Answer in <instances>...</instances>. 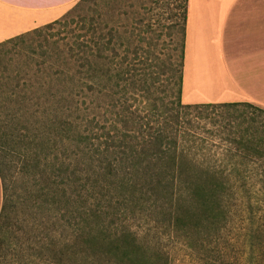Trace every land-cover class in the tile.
<instances>
[{
	"label": "trees",
	"instance_id": "trees-1",
	"mask_svg": "<svg viewBox=\"0 0 264 264\" xmlns=\"http://www.w3.org/2000/svg\"><path fill=\"white\" fill-rule=\"evenodd\" d=\"M188 4L161 1L172 46L163 40L156 70L153 6L142 4L150 16L141 25L134 1L116 20L110 0H80L63 17L0 42V260L19 247L10 222L19 207L17 218L40 236L33 256L25 251L17 264H172L159 240L133 227L144 213L200 264H264L262 237L246 243L248 258L233 261L218 242L231 179L264 170V108L222 103L250 110L234 117L219 165L198 163L175 129L152 122L153 110L178 118L176 101L200 104L180 103ZM157 80L160 95L140 105Z\"/></svg>",
	"mask_w": 264,
	"mask_h": 264
},
{
	"label": "crops",
	"instance_id": "crops-1",
	"mask_svg": "<svg viewBox=\"0 0 264 264\" xmlns=\"http://www.w3.org/2000/svg\"><path fill=\"white\" fill-rule=\"evenodd\" d=\"M79 0H0V42L62 17ZM182 97L264 108V0H189ZM3 188L0 178V211Z\"/></svg>",
	"mask_w": 264,
	"mask_h": 264
},
{
	"label": "rangeland",
	"instance_id": "rangeland-1",
	"mask_svg": "<svg viewBox=\"0 0 264 264\" xmlns=\"http://www.w3.org/2000/svg\"><path fill=\"white\" fill-rule=\"evenodd\" d=\"M132 1L136 3V6L133 8L137 9L139 18L145 19L141 25L149 21L147 18L150 16L149 13L153 14V17L150 19L152 29L149 36L151 37L152 44V64L154 65V70H156L160 58L167 52L163 40L166 39L169 47L172 46V37L163 36V24L166 20L160 14L162 12V8L160 7L162 0L157 3H152L151 0H110L112 13L115 15L113 18L116 20L119 18L117 17L119 8L132 10L128 6L129 2ZM78 2H74L65 14L72 10ZM142 4L146 7L153 6V10L148 13L142 7ZM171 12L172 15L175 13L173 4ZM121 18L123 20L126 19V21L130 20V17ZM170 19L172 20L173 18ZM170 19L167 21H170ZM177 53L178 51H176ZM161 88L162 81H155L151 88L154 93L152 99L142 104L140 103V105L150 106V103L154 102V98L160 95ZM132 102L135 105L139 103L133 100ZM180 103L184 105L189 104L184 101L183 97ZM245 110H250V107L244 103L237 106H227L221 102H216L210 104L200 103L195 107H179L176 101V113L179 112L180 115L178 118L162 114L161 111L153 110L152 122L157 124L160 121L163 126L168 125L171 131L175 129L176 137L179 138L181 147L191 152L193 158L198 163L219 165L226 163V158L223 159L221 153L226 148L227 142L225 139H227L230 128L237 125L238 121L234 117ZM145 113L152 114L149 108H146ZM150 117L152 116H147V118ZM230 184V190L224 194L225 204L228 205L230 211L229 222L219 237L218 242L224 249L226 259L233 261L239 257L248 258V255L244 254L243 249L246 247V243H250V240L256 241L261 237L264 240V170L255 169L251 176L248 175L244 179L233 178ZM16 195L14 192V197ZM18 209L19 207H16L13 210L10 222L15 232L14 238L18 241L19 247L14 251L9 250L7 257L5 254V259L1 256L2 260H0V264H17V260L25 251L24 256L26 258L32 257L35 252L34 247H36L40 232L32 230L24 221L17 218L16 213ZM132 225L140 232H150L156 240H159L168 251L172 264H200L196 256L192 255L179 239L176 240V237L167 234V226L163 225L162 222H159L149 213H144L138 221L132 222ZM250 231L253 234L252 237L248 234Z\"/></svg>",
	"mask_w": 264,
	"mask_h": 264
}]
</instances>
